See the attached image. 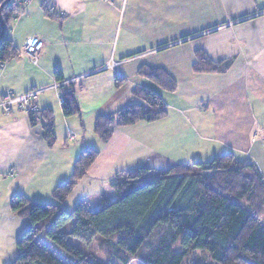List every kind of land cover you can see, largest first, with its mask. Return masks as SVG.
<instances>
[{"label":"crops","instance_id":"crops-1","mask_svg":"<svg viewBox=\"0 0 264 264\" xmlns=\"http://www.w3.org/2000/svg\"><path fill=\"white\" fill-rule=\"evenodd\" d=\"M262 1L256 7L249 0H30L8 34L17 50L32 36L44 48L36 64L20 54L0 66V99L6 91L43 89L37 105L54 115L55 142L48 145L26 113H0V264L15 260L17 239L30 224L11 211V198L53 203V189L69 180L87 146L98 156L61 204L69 212L77 204L96 210L102 198L113 200L111 183L131 168L158 173L232 152L264 179ZM197 51L225 70L194 72ZM56 68L62 83L73 86L77 115L62 114ZM142 69L164 71L175 90L158 86ZM115 75L124 79L118 88ZM136 88L156 91L166 114L116 127L102 143L96 119L137 102Z\"/></svg>","mask_w":264,"mask_h":264},{"label":"trees","instance_id":"trees-1","mask_svg":"<svg viewBox=\"0 0 264 264\" xmlns=\"http://www.w3.org/2000/svg\"><path fill=\"white\" fill-rule=\"evenodd\" d=\"M22 1L10 0L2 7L5 31L0 36V65L20 55L8 33L10 23L24 9ZM42 8L46 15L52 14L44 3ZM224 68L222 62H213L203 52H196L194 72L216 73ZM140 73L166 91L176 88L162 70L142 69ZM53 74L61 84L62 114H79L73 86L62 83L60 69ZM123 81L115 75V87ZM133 97L137 102L96 119L94 133L102 143L109 140L116 127L153 122L167 112L154 90L136 88ZM35 104L38 114L29 113L30 122L40 125L43 138L52 146L54 115L50 109L40 110L37 100ZM97 156V149L83 148L69 180L53 189V203L30 202L21 194L11 198V211L28 218L30 224L17 239L15 260L8 264H64L56 256L57 247L68 256L67 264H111L89 257L82 248L73 246L69 237L84 246L98 242V249L113 258L114 264H128L130 258H138L139 264H201L188 259L197 249L207 251L218 264H264V179L253 163L238 160L228 152L208 161L176 164L158 173L131 168L111 183L113 200L102 198L96 210L84 204H77L70 212L63 210L61 204ZM69 222L70 230L62 231ZM117 233L120 235L115 238ZM42 240L55 253L41 244Z\"/></svg>","mask_w":264,"mask_h":264},{"label":"built area","instance_id":"built-area-1","mask_svg":"<svg viewBox=\"0 0 264 264\" xmlns=\"http://www.w3.org/2000/svg\"><path fill=\"white\" fill-rule=\"evenodd\" d=\"M30 0H23L22 5L25 7L29 4ZM44 48V42L42 39L36 36H32L23 45L20 50V54L25 55L33 64H36L38 58ZM2 66V65H0ZM58 84L54 83L53 87H57ZM43 89H32L22 94H14L12 91H6L0 99V113L9 115L15 110H20L27 115L33 113L38 114V108L36 106V100L38 93ZM60 102L62 99L60 98ZM71 140L74 139L72 135L69 136Z\"/></svg>","mask_w":264,"mask_h":264},{"label":"rangeland","instance_id":"rangeland-1","mask_svg":"<svg viewBox=\"0 0 264 264\" xmlns=\"http://www.w3.org/2000/svg\"><path fill=\"white\" fill-rule=\"evenodd\" d=\"M260 2H261V0H249L250 5L255 4V5H257L256 7H259ZM262 3H264V1H262ZM250 10H252L251 6H249V11ZM259 131H260V129L257 128L255 134H258ZM72 136L74 137V135H72ZM74 139H75V137H74ZM252 141H254V138L252 139ZM112 190H113V188H112ZM71 223L72 222H69L65 226H63L62 231H64V232H66L67 230L69 231L71 228ZM119 235H120V233H117L115 238H118ZM68 240L73 246L82 248L84 250V252L86 253V255H88L89 257L99 258L100 260H102L104 262H109L111 264L116 263V261L113 258L109 259L108 257H106V255L103 253V251L98 249V247H99L98 242H93L89 246H84L83 243H81L80 241L75 240L71 237H69ZM41 244H44L49 249L50 252L55 253L54 249L51 246H49L48 244H45V242L43 240L41 241ZM177 249H178V245H177ZM56 252H57L56 256L59 257L64 264H67L70 262L68 259V256L59 247H57ZM188 259H189V261H198L201 264H218L216 261H214L212 258H210L207 251H205L203 249L195 250L194 253L191 255V257H189ZM139 263H140V260L138 258H130L128 264H139Z\"/></svg>","mask_w":264,"mask_h":264},{"label":"water","instance_id":"water-1","mask_svg":"<svg viewBox=\"0 0 264 264\" xmlns=\"http://www.w3.org/2000/svg\"><path fill=\"white\" fill-rule=\"evenodd\" d=\"M10 0H4L1 4H0V26H1V33H0V36L4 33L5 31V27H4V24H3V21H2V18H1V10H2V7Z\"/></svg>","mask_w":264,"mask_h":264}]
</instances>
